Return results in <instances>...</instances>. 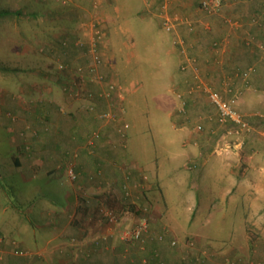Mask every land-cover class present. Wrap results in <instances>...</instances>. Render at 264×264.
<instances>
[{
    "label": "crops",
    "instance_id": "0c3cea01",
    "mask_svg": "<svg viewBox=\"0 0 264 264\" xmlns=\"http://www.w3.org/2000/svg\"><path fill=\"white\" fill-rule=\"evenodd\" d=\"M34 1L41 3V0ZM213 2L209 0L210 5H213ZM93 7L96 16L102 12L101 6L94 4ZM43 9L40 11L43 15L37 20L39 22H36L38 29L28 34L25 30L17 32L28 38L25 44L31 45L32 41L35 44L42 42L45 51L36 50L32 54L31 51H27L31 50L30 46L24 48V51L32 56L28 59L32 65L27 74L34 75V81L29 86L21 85L19 91L22 98L14 102V105L21 108L31 120L34 131L30 137L36 143L37 150L35 155L34 153L30 155L17 146L14 163L20 164L21 161L26 163L30 178L39 177L50 187L65 186V191L62 192L61 201L45 196L43 199L46 202L45 207L34 212L36 225V221H30L29 225L21 228V232L18 230L20 234L18 244L27 251L29 254L27 257H15L12 254L14 244L12 241L7 242L15 240L9 237L11 229L0 230V264H223V256L237 249L251 252V257L255 261L264 256V189H262L264 164H247L236 169L222 157L225 153L217 151L216 142L212 139L214 135H211L216 133L213 130H206L200 134L195 130L180 135L186 147L185 151L193 159L191 161L193 167L189 170L200 164L196 177L200 175L204 177L202 183L198 185L196 194L192 195L195 209L191 210L190 205L182 204L185 202L183 196L179 198L181 206H178L182 208V213L175 211L174 206H170L166 211L159 207L157 210L150 207L152 214L148 221L147 237L145 233L143 242L139 244L121 241L120 234L115 229L108 228L105 222L97 221L98 217L96 214L93 215L97 202L103 201V198L113 191L119 190L122 194L124 174L131 175L134 172L128 168L131 164L129 153L133 152V147L129 142H122L126 139L125 133L119 137L115 132V126L101 124L102 121L97 118L99 112L108 107L114 110L115 106L112 102L114 100L108 103L101 98L100 90L104 88L103 86L93 83L92 77L88 78V84L80 85L90 92V95L93 94L91 103L97 108V114L86 113L81 109L85 101L89 100L83 95H76L75 92L80 89L79 85L67 86L71 91L65 94L60 83L62 78L56 80L53 78L56 74L60 75L54 67L57 62L65 66L63 72L67 80L68 75H73L75 70H79L78 66L90 63L87 48L80 45L81 42L88 44L90 39H93L91 26L86 24L93 15H89L85 9L84 0H78L74 7L61 10L58 12L59 15L52 12L53 8L47 5ZM153 10L157 11L158 7L154 4L147 6L146 3L142 9L137 10L123 7L119 9L114 6L108 11L110 15L103 17V20L97 18L99 21L96 22H131V17L134 19L138 16L142 19L144 16L152 15ZM219 10L221 12L217 16L210 15L201 20L197 18L203 22H194L198 27L192 33L181 28L185 23L180 14V19L177 17L174 33L170 36L173 42L170 51L178 58V71L176 76L172 77L174 84H170L169 90L172 100L173 97L177 98L176 100L184 98L186 103L178 104L174 99L177 108L184 106L180 107L183 112L180 109V112L173 114L174 120L180 123L190 117L202 119L210 124L209 121L212 120L207 117L208 110L215 113L217 109L208 107L209 101L201 94L202 91L193 93L190 91L192 85L194 87L202 83L203 86L214 85L215 88L224 91L229 87L226 97L232 96L236 99L241 110L254 111L255 113L246 116L250 122L259 124L255 107L260 101L259 92L264 91V0H221ZM195 14L197 13L188 16L194 19ZM49 22L50 24L46 25ZM52 36L55 37L54 44ZM64 39L65 44L62 42ZM60 42L64 46H61ZM23 55H26L25 52ZM105 66L104 63L96 74L102 71L108 78L112 77V80L120 82L116 72L112 76L110 67ZM180 66L184 67L186 73L179 72ZM90 71L87 67L85 74ZM245 71L248 74L243 79L241 72ZM192 75H198L199 78H192ZM176 89L178 94L175 92ZM25 93L27 95L33 93L32 97L29 96L32 99H23ZM60 106L69 112L61 116L57 112ZM215 124L211 127H217ZM47 130L62 133L60 136L65 142L64 148L58 150L59 154L55 152L57 151L55 148L47 151V145L43 147L39 144L38 139L45 137L37 138L38 133L43 132V135L47 136L45 132ZM94 130L101 131V137L97 139L93 151H90L87 148L89 142L86 134ZM128 135L131 134L128 132ZM255 138L259 140L258 137ZM72 154L78 156L76 171L81 174L74 183L68 180L64 172V167L71 162ZM35 162L39 163V174L31 170ZM99 170H102V173ZM239 171L248 177L231 179L233 173L238 174ZM97 173L100 174L97 176ZM135 173L137 177L140 176V171L136 170ZM89 174L94 175L90 181L87 179ZM132 176L133 179H138L135 175ZM158 179L160 183V173ZM24 180L28 181L27 178ZM176 183L178 184V181ZM136 184L139 189L137 191L134 189ZM136 184L133 185V194L131 193L136 199L129 197L125 200H138L142 193L145 194L146 190L142 189L138 182ZM159 185L162 188L161 183ZM249 190L251 196L248 194L249 197L244 199L245 193H249ZM82 193L85 194V198L82 197ZM86 201L90 202L91 206H87ZM174 202L169 201L170 205H174ZM200 202L203 204L202 211H197V204ZM236 204H240L241 207ZM188 212L191 213L192 219L202 221L182 226L178 219L187 218ZM122 213L125 214L126 211ZM211 219L218 221L214 228L210 227L211 229L207 230L211 234L201 231L197 234L195 225L201 226ZM246 223H250V233L245 229ZM221 230L225 232L224 237L211 236L221 234ZM30 232H33V235ZM158 235L163 236L162 240L158 239ZM6 238L7 241H2ZM172 240H178L179 245L176 249L171 247ZM190 240L194 241L196 247L198 246L194 251L185 246ZM199 251L201 253H198Z\"/></svg>",
    "mask_w": 264,
    "mask_h": 264
},
{
    "label": "rangeland",
    "instance_id": "374dc122",
    "mask_svg": "<svg viewBox=\"0 0 264 264\" xmlns=\"http://www.w3.org/2000/svg\"><path fill=\"white\" fill-rule=\"evenodd\" d=\"M213 1H215L216 7L210 10L203 7L205 0H84L85 9H87L89 15H93L90 22H86V24L91 26L92 38L99 35L101 37L100 43L97 44L100 52V62L95 63L93 60L90 39L88 44L85 42L80 43L81 46L87 48V56H89L90 63H87V65L84 64V66H78L79 70H75L73 75H68V80L65 79L66 76L63 72L65 66L58 62L56 66H54L60 75L56 74L53 78L54 80L60 77L62 78V82L60 83L63 93H70L71 88H67V86L79 85L80 89L78 92H75L76 95H83L89 100L85 101L82 105L83 108L81 110L84 112L97 114L95 104L91 103L93 102V94L90 95V92L84 90V87H80V85H86L87 82L89 83L88 78L90 79L92 77L93 83L104 87L100 90L101 98L107 100L108 103L114 100L112 101L115 104L114 110L112 107H108L104 111L99 112L97 118L102 121L101 124L115 126V132L119 137L124 133L126 134V139L122 142H129L133 147V152L129 153L131 164L128 168L130 171L134 172H132L131 175L124 174L125 180L122 187V194L119 193L120 191L117 189V192L113 191L109 196L103 198V201L99 200L95 205L96 211H93V215L95 216L96 214L98 217L97 221L105 222L108 228L115 229V231L120 234L121 241H124L122 240L123 233L126 230L136 227L143 228L141 238L138 239V241L126 243L131 244L138 242L139 244L141 241L143 242L145 233L149 229L148 221L152 214L150 207H153L154 210L155 208L157 210L159 207L161 210L165 209L166 211L170 206H174L175 211L182 213V208L178 206L181 204L179 198L183 196L185 202L182 204L186 206L190 205L191 210H193V208L195 209L192 195L196 194L198 185L202 183L204 177L202 178L201 175L196 177L200 164H198V167L189 170L193 167L191 162L193 159H191L192 157L185 151L186 147L184 146V141L180 139V135L183 133H190L195 130L196 133L199 134L206 130L216 131L215 134L211 135H214L212 139L213 142H216L217 151L225 153L222 157L227 163L233 164L236 169L242 165V167H245L247 164H264V91L259 92L258 99L260 101L255 107V111L258 113L256 116H258L257 119L259 120V124L250 122L246 116L247 114L249 115L255 112L251 109L241 110L238 101L235 99L233 105L243 117L244 122L249 128V131L242 133V135H235L234 133L229 134L231 125L228 123L224 124L220 121L218 109L210 101V94H217L223 100L231 99L232 96L226 97V94L229 93V87L227 88L228 92L215 88L214 85V88L209 84L203 86L202 83H200L199 86L196 84L194 87L192 85L191 89L189 88L192 93L202 91L204 94L202 92L201 94L209 101L207 104L208 107L217 109L218 114L217 112L214 113L208 110L207 117L212 120L209 121L210 124L204 122L202 119L190 117L179 123V121L174 120L175 116L173 117L174 113L177 111L180 112V107H184L183 105L179 108H177V105L175 106V97H173L172 100L169 90L171 89L170 84H174V79L172 77H175L178 71V58L170 51L171 45L173 44L170 36L174 33L175 24L177 23L174 22V20L177 17L179 18L180 14L185 23V25H181V28L186 32L192 33L196 31L198 27L194 22H203L199 21V19L201 20L203 17L208 18L210 15L217 16L220 14L221 11L219 7L221 0ZM77 2L78 0H41V3L34 0H0V230L3 229L6 231L11 229L9 237L15 240L12 239L7 241L6 238L2 241H7L8 243L12 241L15 246H13L14 250L12 254L15 257L24 258L29 255L27 251L18 244L20 237L19 232H21V228L24 225H29L30 221H36L34 212L45 207L46 202L43 200L45 196L48 198L53 197L61 201V198H63L62 192L65 191V186L50 187L43 183L39 177L30 178L31 174H28L26 163L22 161L20 164L14 163L17 146L30 155L33 153L35 155L37 150L36 143H34V140L30 137L34 131L33 124L21 108H17V106L14 105V102L22 98L19 91L21 85L29 86L34 81V75L27 74L29 73V67L32 65L28 62V59L32 57L29 52L31 51L33 54L36 50L38 52L45 51L42 42L35 44L32 41L31 45L29 43L25 44L28 38L26 39L24 35L21 36L17 32L25 30L28 34L34 29H38V24L36 22H39L37 20L43 15L41 14V10H44L43 8L46 5L52 7V12L54 11L59 15L58 12L65 10L67 7H74ZM145 3L147 6L148 4H154L158 7V10H153L152 13V15L155 14L156 17L150 14L149 16L142 17V19L138 16L134 17V19L131 17V22H96L99 21L97 18L103 20V17L106 18L110 15L108 11L112 10L114 6L119 7V9L123 7L137 10L138 8L142 9ZM94 4L102 7L100 9L102 12L99 11L100 13H98L97 16L95 15L96 11L93 10ZM191 13H197L195 14L196 18L193 19L190 17ZM157 18H159L160 21H157ZM142 20L146 22H142ZM161 20L162 23H160ZM82 21H85L84 17ZM167 21H169L170 31L165 28V22ZM50 22H52V20ZM50 22L46 25H49ZM54 22H56V20ZM189 25H191V27ZM189 28L191 30H189ZM97 32L99 33L97 34ZM54 38L53 36L51 38L53 44L56 43ZM65 41V39L62 41L63 44H65ZM62 42H60V44L64 46ZM29 46L31 50H27L29 52L24 51V48ZM24 52L26 55H23ZM104 63L106 65L105 67H110L109 71L110 73L112 72V76L115 75L116 72L117 79L122 84L116 80H112V77L108 78L102 71H98L99 74H96L99 68L102 69ZM87 67H89L91 71L90 73L87 72L86 75L85 71ZM183 68V66L179 67L180 73H184L185 70H183ZM192 68L194 69V67ZM247 74L248 72L246 71L243 73L241 72V77L244 79ZM193 77L199 78L198 75H192V78ZM246 80H248V78ZM112 83L117 85L118 94H116V92H111L112 90L109 89ZM157 85H159L160 88L155 87ZM209 89L211 93L208 95L207 91ZM175 92L178 94V89H176ZM223 92H225V94H223ZM31 95H33V93L28 95L25 93L23 94V99H32L29 97ZM176 99L175 101L178 104L186 103L184 98H179V100ZM57 112L62 116V114H67L69 111L65 110L63 106H60L57 108ZM215 123L217 127H211V125ZM45 132L47 136L43 135V132H41V134L40 132L38 133L37 138L40 136L45 137L38 139L39 144L43 147L47 145L46 147L48 149L44 148L45 150L47 149V151L51 150V148H55L57 151H54L59 154L58 150L64 148L65 142L60 136L62 133L50 130ZM128 132L131 135H128ZM100 133L101 131L94 130L86 134L88 137L87 141L92 146L90 147V145L87 144V148L90 151H93V146L96 145L97 139L101 137ZM255 137H258L259 140H256ZM257 142H260V144H257ZM183 151L187 154L183 153ZM73 155L74 154H72L71 162L69 161L64 167V172L68 180L74 183L80 178L81 174L76 171L78 156ZM217 157L220 158L219 156ZM212 161H214V159ZM33 167L34 168L31 169L32 171H39L38 162L33 163ZM69 170L73 171L76 175L75 180L69 178ZM136 170L140 171L139 177L136 176ZM99 172L102 173V170H99ZM159 173L161 176L160 183L162 188H160L159 185ZM234 173L231 179L236 178L238 180L248 177V175L242 174L240 171L238 174ZM98 174L100 173H97V176ZM92 175L93 174L87 175L89 181L93 179L94 175ZM132 175H135L138 179H133ZM24 178H27L28 181H25ZM95 178L96 176L94 179ZM176 181H178V184ZM196 181H198V183ZM137 182L141 188L146 191L145 194L142 193L140 195L139 199L137 198L138 200H133L136 199V197H132L131 193L133 194V185ZM134 189H136V191L139 190L137 184L136 187L134 186ZM248 194L250 195V190L249 193H245L244 199H247V196L249 197ZM81 195L85 198L84 193ZM186 196L189 197L187 198ZM129 197L133 199H131V201L125 200ZM88 199L91 200V198ZM199 199L200 196H198V200ZM169 201H175L174 205H170L171 203H169ZM86 204L87 206H91L88 201H86ZM202 205V202H200L199 205L197 204V211H202ZM239 205L240 204H236V206ZM125 211L126 213L123 214L122 212ZM109 213L115 216L116 222L108 223L106 214ZM188 213L187 218L178 219L179 222L181 221L180 223L182 226H186V223L190 225L191 222L198 223L202 221L201 219H192L191 213ZM217 222L216 219H211L208 220L207 223H201L203 224L201 226L195 225L197 234L198 231L205 234L209 233L207 230L210 227L214 228ZM36 223L37 221L35 225ZM246 224L245 227H247L245 229L250 233V223ZM192 226L194 227V225ZM238 228L240 229L241 227ZM221 231V234H212L211 236L217 238L224 237L225 232H223V230ZM36 232H38V230H36ZM31 235H33V232ZM197 247L194 244L191 250L194 251V248L197 249ZM15 251H18L19 254H16ZM198 253H201V251ZM222 261H224L223 264H264V256L255 261L251 257V252H244L237 249L228 252L227 255L223 256Z\"/></svg>",
    "mask_w": 264,
    "mask_h": 264
},
{
    "label": "built area",
    "instance_id": "2783aa9c",
    "mask_svg": "<svg viewBox=\"0 0 264 264\" xmlns=\"http://www.w3.org/2000/svg\"><path fill=\"white\" fill-rule=\"evenodd\" d=\"M203 7L205 9H214L216 7L215 1L213 2V5L209 4V1L204 2ZM169 21L165 22V28L170 31V25L168 23ZM174 22H178V18H175ZM173 29V28H172ZM99 32H97L98 34ZM100 35L94 37L91 40V51L93 53V60L95 63H99V47L97 44L100 43ZM97 45V46H96ZM111 92H116L118 94L117 90V85L115 83H112L109 87ZM211 93V90L209 89L207 91V94L209 95ZM210 101L212 104H214L219 112V118L222 123H228L231 125V130L229 134L234 133L235 135H242L244 132H248L249 128L247 124L244 122L243 117L239 114L238 110L236 107L233 105L235 102L234 98H231L229 100H223L221 97L217 94H210ZM107 116V115H106ZM105 117V116H104ZM68 176L71 180L76 179V175L74 174L73 171L69 170ZM108 217V223H114L116 222V218L112 213L106 214ZM143 228L142 227H136V228H131L129 230H126L123 233V239L125 242H130V241H138V239L141 238ZM163 236H159V240H162ZM194 241H187L185 246H187V249H192L194 247ZM178 241L177 240H172L171 241V247L177 248L178 247ZM16 254H19L18 251H15ZM21 253V252H20Z\"/></svg>",
    "mask_w": 264,
    "mask_h": 264
}]
</instances>
